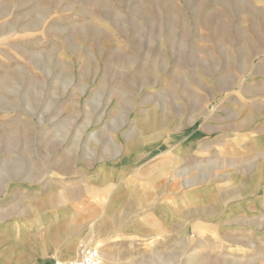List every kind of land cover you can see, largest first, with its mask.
I'll return each mask as SVG.
<instances>
[{
  "label": "rangeland",
  "instance_id": "1",
  "mask_svg": "<svg viewBox=\"0 0 264 264\" xmlns=\"http://www.w3.org/2000/svg\"><path fill=\"white\" fill-rule=\"evenodd\" d=\"M73 238L264 264V0H0V264Z\"/></svg>",
  "mask_w": 264,
  "mask_h": 264
},
{
  "label": "crops",
  "instance_id": "2",
  "mask_svg": "<svg viewBox=\"0 0 264 264\" xmlns=\"http://www.w3.org/2000/svg\"><path fill=\"white\" fill-rule=\"evenodd\" d=\"M167 205L169 206L168 202H167ZM170 211L173 214H176V212H178L177 210H172V209H170ZM163 218L166 219L167 216H164ZM76 240H80V239H77V238L76 239H74V238L73 239H67L65 242H63L61 244V246L55 245L54 242H51L46 246H44L43 244L42 245L37 244L36 247L32 248L33 250L30 251V254L28 257L27 256L25 258L21 257V258H19L18 261L16 260L17 264H54L56 258H59L61 260L73 259V258H75L74 256L77 254L79 249L76 250V254L73 257H70L68 259H62L60 257H61V255H64L65 248L67 246H69V244H71L72 242H74ZM34 248H36V249H34ZM104 250H105V248H104ZM35 252H36V254H35ZM104 258L107 260V264L111 260V258L109 256H108V258H107V256H105Z\"/></svg>",
  "mask_w": 264,
  "mask_h": 264
},
{
  "label": "built area",
  "instance_id": "3",
  "mask_svg": "<svg viewBox=\"0 0 264 264\" xmlns=\"http://www.w3.org/2000/svg\"><path fill=\"white\" fill-rule=\"evenodd\" d=\"M100 251L94 245H87L80 249L77 257L70 260L56 259L54 264H99Z\"/></svg>",
  "mask_w": 264,
  "mask_h": 264
},
{
  "label": "bare ground",
  "instance_id": "4",
  "mask_svg": "<svg viewBox=\"0 0 264 264\" xmlns=\"http://www.w3.org/2000/svg\"><path fill=\"white\" fill-rule=\"evenodd\" d=\"M99 245H100V244H99ZM69 253H71L70 250H69ZM78 254H79V251L77 252V254H76L74 257H77ZM101 258L105 259V258H104V252H101V251H100L99 264H107V260H106V259L104 260V262L100 263V259H101Z\"/></svg>",
  "mask_w": 264,
  "mask_h": 264
}]
</instances>
